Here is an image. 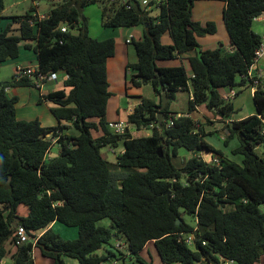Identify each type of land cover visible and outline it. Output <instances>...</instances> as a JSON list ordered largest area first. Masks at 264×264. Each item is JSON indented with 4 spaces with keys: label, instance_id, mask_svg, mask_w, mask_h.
<instances>
[{
    "label": "trees",
    "instance_id": "obj_1",
    "mask_svg": "<svg viewBox=\"0 0 264 264\" xmlns=\"http://www.w3.org/2000/svg\"><path fill=\"white\" fill-rule=\"evenodd\" d=\"M196 1H150L142 7L137 0H56L43 19L35 15L34 7L9 17L6 24L5 4L0 0V66L20 56L23 40L33 41L40 70L67 76L62 88L43 98L54 102L52 111L58 120L78 130L73 135L62 132L63 124L46 127L38 118L19 119L18 96L10 95L7 88L33 85L31 80H17L14 75L13 81L0 82V262L12 243L15 264H35L34 248L51 259L48 264H66V257L79 264H103L109 259L118 264H151L141 251L154 241L165 264H219V255L236 264H259L264 256V157L256 150L264 142L258 117L264 114V89L253 94L257 113L241 119L231 118L234 105L222 98L221 89L245 85L243 75L262 41L253 24L264 11V0H213L225 3L223 19L233 50L224 45L202 47L199 37L216 33L217 25L213 20L203 24L193 19ZM95 2L102 3L107 27L145 26L143 37L133 40L137 61L128 69L134 71V86L152 85L160 100L142 98L128 121L152 129L151 135L116 134L108 125L107 61L115 54L116 41L89 34L82 9ZM153 4L160 10L155 16L148 10ZM14 23H19L20 34L11 33ZM64 25L67 31H62ZM76 26L78 32L73 31ZM166 33L170 43L163 40ZM183 55L192 75L182 61L161 64ZM180 90L190 92L188 110L167 127L170 101ZM163 91L170 100L160 124L155 118ZM203 104L217 117L232 119L223 141L228 144L238 137L240 144L233 153L243 155L241 163L205 139L204 125L190 115ZM99 129L103 133L95 137L93 132ZM52 138H57L61 149L47 158ZM120 142L124 151L117 154V165L126 170L122 175L113 171L101 152L102 147H117ZM182 147L196 154L179 166L175 158ZM201 151L217 153L220 165L209 164ZM21 204L28 207L27 216L18 215ZM183 213L194 216L196 226L187 223ZM104 218L111 219L109 226L99 225ZM17 219V225L29 232H44L53 222L76 226L78 237L64 239L49 228L35 247L32 242L20 244L15 236ZM191 233L193 244L185 240ZM122 237L127 242L124 251L115 244ZM102 248L106 252L99 253Z\"/></svg>",
    "mask_w": 264,
    "mask_h": 264
},
{
    "label": "rangeland",
    "instance_id": "obj_2",
    "mask_svg": "<svg viewBox=\"0 0 264 264\" xmlns=\"http://www.w3.org/2000/svg\"><path fill=\"white\" fill-rule=\"evenodd\" d=\"M142 7H144L146 2L150 0H137ZM155 4L161 0H151ZM56 3V0H36V5L33 3V0H4L5 4V9L3 11V15L5 16V20H7L9 17L14 16V15H23L27 13L29 10L32 8H36L39 12L40 15H47L49 12V9ZM153 4L152 9L149 10L151 15H154L155 12L159 13V9ZM222 1H213V0H198L197 5L193 11V18L194 19H208L210 18L211 20L216 22L217 31L216 34L213 35H207L206 37H214V39H205L201 41L204 44V48L208 49L211 48L213 49L214 47H218L219 44H217L218 38L221 39L224 37V32H227L226 29L223 28L224 26V20H223V10H222ZM147 6V5H146ZM145 6V7H146ZM34 8V9H35ZM36 11V10H35ZM34 12V11H33ZM102 3L101 2H95V3H90L89 5H86L82 9L83 15L87 18V25L89 29V34L93 37L104 39L107 37H113L116 41L117 45H123V48L125 50V54L127 55V61L133 62L136 61L137 55H136V49L133 43V38L134 40L140 39L143 37L144 33V24H138L134 26H120V27H107L103 24V17H102ZM83 19V18H82ZM79 26H76V28L73 29L74 32H78ZM226 30V31H225ZM253 30L260 34L261 37H264V22L260 20H254L253 24ZM169 34L166 33L163 40L166 43ZM126 38L130 39V42L126 43ZM227 38V37H226ZM170 39V38H169ZM130 43V44H128ZM117 53V51H115ZM117 56V54H116ZM115 54L112 56V58H116ZM116 59H114L113 62H115ZM260 67L261 71L264 76V57L260 59ZM180 60H172V61H163L161 64L163 65H176L179 64ZM130 64V63H128ZM187 65V63H185ZM15 61L9 60L6 63L2 64L0 66V82H8V81H13V76L15 75ZM125 68V67H124ZM134 71L132 68L128 70V73L125 74L124 71V76L122 78L121 74L119 73V76H117L116 68L113 65V67L110 68V79L112 83L115 81H118V79L121 77L122 79L127 80L129 82V85L131 88L135 87L131 81V75ZM127 75V76H126ZM109 77V76H108ZM142 93L145 94L146 97L149 98H154L155 93L152 85L146 84L141 86ZM239 94L232 100V103L234 105V109L236 112H234L232 115L234 117H241L243 115H248L251 112H256V105L253 97V92L250 87H242V88H237ZM227 89L223 88L221 89V92H225ZM111 92V96H114V92ZM117 93V92H116ZM178 93V92H177ZM117 95V94H116ZM176 99L170 101V105L173 109L180 111V113L185 112L188 110V105H189V93L187 90H182L179 91L178 94H176ZM113 98V97H112ZM118 98V95H117ZM124 106V105H123ZM202 109L204 112L209 111L207 109V106L205 104L201 105ZM112 107L109 109V115L113 112ZM211 112V110H210ZM120 113L122 114V110H120ZM114 115H116V111L114 110ZM123 115V114H122ZM231 116V118H233ZM214 119L211 122V118L207 117L205 123L210 125H215V126H210L208 129L211 130L210 133H207L205 139L213 145L215 149H222L223 152L228 155L230 159H233L236 162H242L243 155L241 153H233V150L239 146V140L237 136H234L229 139L228 144H225L223 141V137H226L228 135V130H227V122H229V119H224V118H217V115L214 113L213 114ZM231 120V119H230ZM204 123V124H205ZM211 123V124H210ZM133 136H141V135H151L152 134V129L148 128H139L137 129L136 127H133L132 129ZM52 141H54V138H52ZM52 146V153L55 154L58 152V146L57 144H54ZM124 144H120L119 147L114 148L110 145L104 146L101 148V152L103 155L109 160L110 162H114V166L116 163V155L123 149ZM257 153L264 157V142L260 144L257 147ZM179 156L175 158V162L177 165H182L188 157L191 156L192 152L187 150L186 148L182 147L179 148L178 150ZM48 158V157H47ZM206 158L210 159L211 154H206ZM117 169V167H114V170ZM126 170L119 168V171L117 169L118 174H123ZM20 209V212L22 213L23 216L28 215V208L21 204L18 206ZM184 219L187 223L191 224L192 226H196L197 222L194 216L188 214V213H183ZM111 219L110 218H104L99 222V225L101 226H109L111 224ZM57 226L53 229V231L60 235L64 239H75L78 237V228L76 226H68L64 225L61 222H56ZM121 241L126 242V239L124 237L120 238ZM106 248H110L109 245H106ZM155 243H151L148 246V249H146L143 253H141L142 258H144L147 261H150L151 264H163L160 258L159 253H157ZM157 253V257H156ZM33 256H34V261L36 264H47L51 261L50 258L44 256L42 252L40 251L39 248H34L33 250ZM111 259H109L106 264L111 263ZM128 263H129V258H128ZM66 264H79L77 259L74 258H65ZM0 264H15L14 260L12 259L11 255L8 254L4 257V259L0 262ZM205 264V263H204ZM259 264H264V256L261 258Z\"/></svg>",
    "mask_w": 264,
    "mask_h": 264
},
{
    "label": "crops",
    "instance_id": "obj_3",
    "mask_svg": "<svg viewBox=\"0 0 264 264\" xmlns=\"http://www.w3.org/2000/svg\"><path fill=\"white\" fill-rule=\"evenodd\" d=\"M150 1H148V2H150ZM197 2L198 1L195 2L193 11H194V9H195V7L197 5ZM221 5H222V10H223L224 7H225V3L223 2V4H221ZM151 9H152V7L151 6H148V10H151ZM157 14H158V12H155L153 16H155ZM194 20L201 21L203 24H205L207 21H210L211 19L208 18V19H204V20H202V19H194ZM10 21H11V18H8L7 20H4V22L6 24L8 22H10ZM223 28L226 29L225 22H224ZM11 33L20 34V25H19V23H14L12 25V31H11ZM214 34H216V33H214ZM214 34H207V35H213L214 36ZM207 35L202 36V37H199V42L201 43V45H202L203 48H204V44L201 41H203L205 39H211V40L214 39V37H210V38L206 37ZM169 38H168V40H167L166 43H170L171 42V36H169ZM127 40H128V38H126V43H127ZM133 40H134V38H133ZM130 43H128V44H130ZM217 44H219L218 46H222V45L227 46V47H229L230 50H233L234 49V47L231 45L228 32H224V37H222L221 39L218 38ZM216 47H214V48H216ZM115 51H117V53L115 52V56L117 54L116 58L110 57L108 59V61H107V72H108V76H109L108 77V80H109V83H110L109 90H111L115 94L114 96H112L113 98L111 97L108 100L107 114H106V117H107V120L108 121H112V120H128V115L133 112L134 108L141 102L142 98H149V97H146L144 93H142L141 86L140 87L135 86V87L131 88L130 85H129V82L127 80L124 81V79H122L123 76H124V71H125V74L128 73V70H129L128 69V63H134V62L137 61V59H136V61H133V62L127 61V59H126L127 58V55L125 54V50L123 48V45H120L119 46V45L116 44ZM114 59H116L115 62H113ZM10 60L15 61V64H16L15 70L17 68H19V67H24V66H30V65H36V64H38L37 54H36V51L34 50V42L33 41H29V40H23L21 42V54H20V56L18 58H16V59H10ZM178 60H180V62L182 61L184 64L187 63L186 66H187V69H188V74L189 75H192V69H191V66L189 64V60H188L187 56L186 55H183ZM113 65L116 68L117 76H119V73L122 76V78L120 77L118 79V81H115L114 83H112V81L110 79V68L113 67ZM259 66H260V62H259ZM66 77L67 76H66V73L65 72L59 71V74H58L59 83H56L54 81H49V82H47L44 85V87L42 89H39V88L35 87L34 85H24V86L8 87L7 88V92L10 95H17L18 96V102L16 104L18 118L19 119H27V120L34 119V118H38L42 122V125L43 126H46V127L56 126L58 124H63V125L66 126V128H63L62 129V132L69 133V134H73V135H77L78 134V130L71 123L66 122V121H60V120L57 119V117L55 116V114L52 111L53 107L55 106L54 102L51 101V100H49V99L43 98V96L46 95L47 93H49L50 91H53V90L62 88L63 82L66 79ZM262 88L264 89V79H263ZM180 91H182V90H180ZM226 92L227 91L222 92V94H224ZM154 93H155V97L153 99L152 98H149V99H152V100H154L155 102L158 103L159 100H160V97L156 94L155 91H154ZM178 93H179V91H178ZM188 93H189V99H190V92L188 91ZM116 94L118 95V98H117V95ZM110 107L114 108L113 109V112L111 113V115H109V109H110ZM169 107H170V111L172 112V114H174V112H177V110L173 109L171 107V105ZM114 110L116 111V115H114ZM120 110H122V114L123 115L120 113ZM178 112H179V114H183L182 112L180 113V111H178ZM254 113H257V111L256 112H251L250 114H254ZM213 114H214V112L212 110H211V112H210V110L207 111V112H204L203 109H202V106L197 107V110L196 111H193L192 113H190V115L199 124L201 123V124L204 125L205 131L207 133H210L211 132V130L208 129V127L215 126L216 124L219 123L218 122L215 125H210V126H209V124L205 123L207 117L211 118L210 119L211 122L213 121L212 120V119H214ZM250 114H248V115H250ZM248 115H243V116L238 117V118L237 117H234L232 115L233 116L232 119H241V118H244V117H246ZM217 118H220V117H217ZM93 120L98 121V118H94ZM134 127H136V126H134ZM143 128H145V127H143ZM137 129H139V128H137ZM102 133L103 132H102L101 129L94 130V132H93V134H94L95 137L101 135ZM132 135H133V133H132ZM54 141L56 142L54 144H57V146H58V152L55 153V154H53L52 153V148H51L50 149V152L47 155L48 158H50L52 156H55V155H57L60 152V149H61L60 143H58L57 140H54ZM122 143L123 142H120L117 147H119L120 144H122ZM117 147H114V148H117ZM218 150H221L222 153H223V155L226 156V157H228V155H226L223 152L222 149H218ZM123 151H124V147H123V149L120 152H123ZM191 152H192L191 156H193L194 154H196L193 151H191ZM207 154L210 155L212 153L211 152H207ZM204 155L206 156V153ZM190 157H188V158H190ZM111 164L113 166V171H115L118 174L117 169L119 171V168L120 167L117 165V155H116V163H115V166L117 167V169L114 170V167H115L114 166V162H111ZM28 212H29V210H28ZM17 213H18L19 216H23L22 213L20 212L19 207L17 209ZM56 226H57V223L56 222H53L52 224H50L44 230V232L47 229H49V228L54 229ZM119 240L115 241V244H117V242ZM153 242L154 241L148 242L146 244V246L144 247V249H142L141 253H143L146 249H148L149 244H151ZM122 243H125V242L122 241ZM7 246H8V249L10 251V253H8V254L11 255L12 253L15 252L16 247L12 243H8ZM106 250L107 249H105V248L103 249L102 248L98 252L99 253H104V252H106ZM157 253H158V250H157ZM157 253H156V257H157ZM161 261H162V259H161ZM162 263L165 264L163 261H162ZM116 264H118V262H116ZM174 264H178V263H174Z\"/></svg>",
    "mask_w": 264,
    "mask_h": 264
},
{
    "label": "built area",
    "instance_id": "obj_4",
    "mask_svg": "<svg viewBox=\"0 0 264 264\" xmlns=\"http://www.w3.org/2000/svg\"><path fill=\"white\" fill-rule=\"evenodd\" d=\"M33 3L36 5V0H33ZM145 4L148 5V2H146ZM35 15H37L39 19H43L46 16V15H40L37 9ZM255 20H260L264 22V11L261 14H259L257 17H255ZM61 29L62 31H67V25L62 26ZM130 41H131L130 39L127 40V42ZM263 57H264V37L262 38L260 45L255 50V55L252 64L250 65L247 73L243 75V77L246 80L245 85L241 87L228 88L227 92L222 94V98L226 102H232V100L239 94L237 88L250 87L252 92L254 93L258 88L262 87L264 76L259 66V61ZM58 74L59 72L57 71L44 73L40 70V66L38 64L19 67L15 70V77L17 80L24 78L30 79L32 84L39 89H42L44 85L49 81H54L56 83H59ZM179 115L180 114L176 115L171 113L169 117L166 119V126L167 127L172 126L174 124V118H176ZM258 117L261 119L263 123L262 133L264 134V114L258 113ZM108 125L111 128V130L116 134H124L128 131L131 133L133 127L135 126L134 123H131L128 120H112L108 122ZM54 140H57V138H54ZM205 153L207 154V152L201 151L200 154V156H202V158L205 161H207L209 164L212 165H220L221 158L217 153L211 151L212 154L210 159L206 158V156L204 155ZM43 233L44 232H36V231L29 232L25 226L17 225L15 236L18 243L23 244L26 242H32L35 247V245L37 244ZM185 240L187 243L193 244L194 234L191 233L187 235L185 237ZM116 247L118 249L125 250L127 248V244L122 243V241L119 240L116 244ZM111 260L112 261L110 264H116V262H118L117 260L114 259ZM106 262H104L103 264H106ZM219 264H236V261L234 259L227 258L223 255H219Z\"/></svg>",
    "mask_w": 264,
    "mask_h": 264
},
{
    "label": "water",
    "instance_id": "obj_5",
    "mask_svg": "<svg viewBox=\"0 0 264 264\" xmlns=\"http://www.w3.org/2000/svg\"><path fill=\"white\" fill-rule=\"evenodd\" d=\"M162 86V88H163V84L161 85ZM170 99H169V97H168V95H167V93L165 92V91H163L162 92V103H161V105H160V107H159V110H160V113L158 114V116L155 118V120L156 121H158V123H162V121L164 120V117H165V115H164V113L162 112V110L166 107V105H167V103H168V101H169ZM241 134V133H240ZM242 135V134H241ZM159 154L161 155V156H163V150L160 148L159 149ZM168 196H169V198H170V191L168 192ZM19 221V219H17L15 222H14V225H17V222ZM180 223V220H178L177 221V224H179Z\"/></svg>",
    "mask_w": 264,
    "mask_h": 264
}]
</instances>
